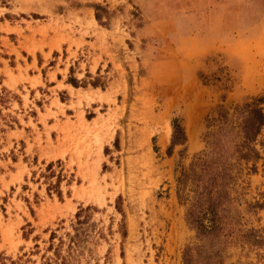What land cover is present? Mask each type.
Segmentation results:
<instances>
[{"label":"rangeland","instance_id":"374dc122","mask_svg":"<svg viewBox=\"0 0 264 264\" xmlns=\"http://www.w3.org/2000/svg\"><path fill=\"white\" fill-rule=\"evenodd\" d=\"M259 95L264 0H0V264H264V126L203 158Z\"/></svg>","mask_w":264,"mask_h":264},{"label":"trees","instance_id":"16d2710c","mask_svg":"<svg viewBox=\"0 0 264 264\" xmlns=\"http://www.w3.org/2000/svg\"><path fill=\"white\" fill-rule=\"evenodd\" d=\"M264 95L252 97L249 101L235 105L230 108L223 106L217 107L213 115L207 117V131L205 142L207 149L203 152V158L215 156L219 170L216 177H223L227 159L236 157L249 161L259 159L260 153L256 150L255 144L264 126ZM185 140L184 131L180 124H176L173 133L174 143H183ZM264 150V143L261 144ZM224 159V161H222ZM206 161V159L202 162ZM217 199H208L206 207H198L193 204L189 213L191 223L202 225L201 217L197 214L201 211L210 213L212 218L209 220L216 222V207L219 205ZM203 226V225H202Z\"/></svg>","mask_w":264,"mask_h":264}]
</instances>
